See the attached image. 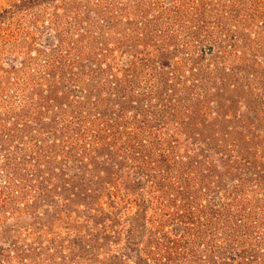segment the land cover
I'll return each mask as SVG.
<instances>
[{
	"label": "rangeland",
	"instance_id": "rangeland-1",
	"mask_svg": "<svg viewBox=\"0 0 264 264\" xmlns=\"http://www.w3.org/2000/svg\"><path fill=\"white\" fill-rule=\"evenodd\" d=\"M0 264H264V0H0Z\"/></svg>",
	"mask_w": 264,
	"mask_h": 264
}]
</instances>
